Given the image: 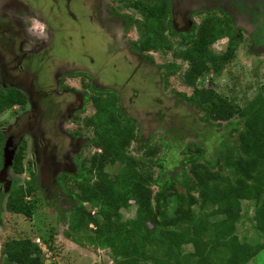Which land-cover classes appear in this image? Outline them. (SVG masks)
<instances>
[{
	"label": "trees",
	"instance_id": "16d2710c",
	"mask_svg": "<svg viewBox=\"0 0 264 264\" xmlns=\"http://www.w3.org/2000/svg\"><path fill=\"white\" fill-rule=\"evenodd\" d=\"M127 6L136 9L141 19L116 14L130 24L136 21L139 30L144 32V37L131 42V47L137 48L140 54L172 49L168 36L180 34L181 46L174 54L188 63L184 82L194 88L190 96H182L204 111L203 119L213 127L221 126L223 122L234 123V118L238 117V124H242L238 149L223 163V170L229 175L223 170H211L215 168V162H212L214 167L202 162L204 172H201L198 159L204 156L203 151L186 149L188 154L192 153L187 157L191 167L188 173L183 171L176 177L185 188V191H178L162 159L154 162L158 150L150 142L143 144L146 149L140 148L143 151L141 157L129 152L132 143L140 140V129L138 121L125 113L120 95L112 89H101L84 82L83 86L91 88L93 93L83 91V96L95 107L86 122L94 127L91 142L101 152L89 158L91 165L88 167L83 161L79 175L73 177L80 184V190L68 189L71 221L67 235L78 244L109 249L115 264H210L212 255H218L223 264H247L264 250V90L239 105L220 95L208 83L203 87L196 86L209 72L199 63L210 62L211 70L220 71L221 66L233 58L242 35L237 33L232 14L226 11L220 16L206 15L200 24L179 33L173 23L171 0H131ZM224 37L228 40L226 51L215 54L212 46ZM176 68L177 64H170L167 76ZM79 74L71 76L78 77ZM82 75L89 77V74ZM70 87L69 84L65 86L66 89ZM71 90L78 91L72 87ZM25 98L20 91H0L1 154L5 142L1 114L16 103L24 105ZM26 147L24 142L13 159V169L18 174L27 170L24 163ZM198 148L202 150L203 146ZM152 163L161 166L157 176L152 171ZM108 164L120 166L114 177L104 171ZM89 175L97 180L90 183ZM35 178L36 174L32 172L26 180L27 185L15 184L6 199L8 211L29 218L33 216L36 200L29 201L28 198L34 194ZM153 184L158 186L155 204L152 192H148L149 185ZM0 197L5 198L3 193ZM172 197H175L176 208L171 213L168 207ZM244 200L255 204L253 222L263 238L255 246L242 241L237 234ZM131 202L136 204V214L125 219L122 208L129 207ZM85 203L97 208V213L87 209ZM38 238L47 250L41 247L37 238L7 239L2 250L4 259L11 264H48L60 260L54 240L49 236ZM186 243L193 248L185 250Z\"/></svg>",
	"mask_w": 264,
	"mask_h": 264
},
{
	"label": "rangeland",
	"instance_id": "374dc122",
	"mask_svg": "<svg viewBox=\"0 0 264 264\" xmlns=\"http://www.w3.org/2000/svg\"><path fill=\"white\" fill-rule=\"evenodd\" d=\"M129 1L131 0L98 1L99 7L92 8L94 13L90 15L88 10L93 2L75 0L72 7L78 15L76 20L66 14L62 18H55V28L62 30L54 33L56 40L55 42L51 40L50 44L53 45L52 53L57 57L56 53L59 52L61 54L58 53V55L63 58L60 61L62 65L55 67L56 57H52L53 63H50L49 68L54 72L52 76L54 84L57 82L56 79L58 77L60 79L65 73H70L71 76L81 71L78 77L67 76L65 79L69 86L77 88L80 93L83 91L88 94L93 93L91 88L86 89L83 86L84 82L86 84L90 82L101 89L116 91L121 97L125 113L138 121L140 129V140L132 143L129 152L141 157L142 150L146 149L143 144L150 142L152 147L158 150L153 159L154 162L162 159L175 180L174 187L178 191H185L182 181L176 180V177L181 176L183 171L188 173L190 170L191 164L187 157L192 153L188 154L186 149L203 151L204 156L198 159L201 172H204L202 162L209 163L213 167L212 162H215V168L211 170L220 172L224 169L223 163L226 157L234 156V151L238 149V136L242 124H238L240 119L235 117L234 123L223 122L221 126L213 127L203 119L204 111L189 103L182 96H190L194 88L184 82V73L188 68V63L174 54L181 46L180 34L168 36L173 45L172 49L163 48L140 54L137 48L131 47V42H137L144 37V32L139 30V24L136 21L130 24L124 17L116 14V12L123 13L126 14L125 16L131 15L137 20L141 19L136 9L127 6ZM173 2L176 19L173 23L179 33L192 29L191 24L197 26L206 15L215 13L220 16L222 11L228 12L226 6L205 0H173ZM4 7L5 5L2 7L5 11ZM255 10L257 27L253 29L254 33H250L249 22L233 15L234 23L238 26L236 27L237 33H241L242 39L233 58L221 66L220 71L211 70L210 62L199 63L209 72L199 79L196 86L203 87L208 83L220 95L239 105H244L264 90V2L257 4ZM33 26L37 29L35 31L40 32L44 24L35 22ZM56 42L58 45L55 44ZM227 44L228 40L224 37L219 39L212 49L215 54L220 55L226 51ZM29 45H31L30 42ZM170 64H177V68L167 76L166 72ZM82 73L89 74V77L83 76ZM59 85L58 81L56 102L59 105L68 106V103L76 99L73 96L75 93L63 92ZM52 89L54 90L55 87L52 86ZM75 104L76 106L70 109V112L66 107L67 112L63 117L60 115V122L62 121L64 129L57 128L54 133L48 134L59 144L67 140L64 132L77 133L83 140L88 138L87 143L80 141L76 151L59 152L62 154L61 158L66 157L73 165L65 166V168L62 165L61 167L66 170L52 171L53 179L49 186L44 187L40 180V173L35 171L32 165L34 160L32 148L26 147L24 159L26 172L18 174L13 166H9L6 176L11 183L7 184L6 180L0 181V194L3 193L5 196V198L0 197V264H11L4 259L2 252L7 239L42 238L43 236H49V239L54 240V246L61 256L58 258L63 264H115L109 249L81 245L67 235L71 221V214L68 212L70 209L69 190H80V184L76 183L73 177L79 175L83 161L88 167L91 165L89 158L101 152L100 149L90 144L95 135L94 127L86 122L95 111L93 103L86 99L82 101L77 95ZM69 113L71 118L74 116V120L65 116ZM10 121L12 119L8 118V112L1 114L3 127L9 126ZM28 140L30 141L29 137ZM198 146H203V149L200 150ZM73 156H75V166L72 163ZM0 158V170H2L4 162L1 153ZM119 167L118 164H108L104 167V171L108 172L110 177H114ZM151 167L154 176L160 174V165L155 163ZM223 171L229 175L227 170ZM32 172L36 174L33 180L35 191L28 199L29 201L36 200V204L33 216L29 218L23 214L8 211L6 199L15 184L27 185L26 180L30 178ZM88 177L91 180L90 183L97 180L93 175ZM157 190L158 186L155 184L149 185V191L147 190L152 192L151 197L154 204ZM85 206L96 213L98 211L90 203H85ZM168 208L171 213L175 210V197L169 199ZM254 208L253 201H242V218L237 225L238 237L252 246L263 241L253 222ZM121 212L123 218H133L136 214V204L131 202V205L122 208ZM192 248L190 243L184 246L185 250ZM210 259L212 261L210 264H223L218 255H212ZM247 264H264V250Z\"/></svg>",
	"mask_w": 264,
	"mask_h": 264
},
{
	"label": "flooded vegetation",
	"instance_id": "af4514ba",
	"mask_svg": "<svg viewBox=\"0 0 264 264\" xmlns=\"http://www.w3.org/2000/svg\"><path fill=\"white\" fill-rule=\"evenodd\" d=\"M98 1L101 0H88V2H93L88 10L90 15H93L94 12L91 9L98 6ZM205 1L222 4L227 7L228 13L232 16H237L249 22L250 33H254L253 29L257 27L255 20L256 5L264 2V0ZM74 2L75 0H0V91H20L26 97L24 105L16 103L8 111V118L12 119L8 123L9 126H2L5 134L3 162L5 151H9L11 147L10 150H13L15 156L20 146L26 142L27 147L32 148L34 159L32 165L35 167L34 170L40 173V180L44 187L50 185L53 179L52 171L66 170L63 169L65 166L70 167L73 165L66 157L61 158L62 154L60 153H65L66 150L76 151L80 141H83V143L88 141V138L83 140L77 133L64 132L67 140L63 144H59L53 137L48 135L54 133L57 128L64 129L62 121L60 122L61 117L67 112L66 107L70 112V109L76 106L77 95L82 101L85 99L83 93L65 88L68 84L65 79L67 76L72 77L69 75L70 73H65L60 79L57 76V82L54 84L52 78L54 72L53 69L49 68L52 57H56L52 53L53 45L50 44V41L55 42L54 33L62 30L55 28V18H62L66 14L76 20L78 15L72 7ZM171 2L174 6L173 0ZM3 5H5V11L2 8ZM242 8H246V10ZM8 11L13 14L9 12L8 16ZM173 20L175 22V16ZM35 22L44 24L40 32L35 31L37 30L33 26ZM60 27H62V23H60ZM191 27H193L192 24ZM29 42L31 45H29ZM55 44L58 45L57 42ZM58 53H56L55 67L62 65L60 61L63 57ZM58 81L60 83L59 88L63 92L75 93L73 96L76 99L68 103V106L59 105L56 102L55 95L57 97L56 89L58 88L56 86H58ZM52 86L55 87L54 90ZM70 115L69 113L65 116L71 118ZM73 117L72 120L75 119ZM7 145L10 146L6 149ZM72 158V163L75 166V156Z\"/></svg>",
	"mask_w": 264,
	"mask_h": 264
},
{
	"label": "water",
	"instance_id": "95a60500",
	"mask_svg": "<svg viewBox=\"0 0 264 264\" xmlns=\"http://www.w3.org/2000/svg\"><path fill=\"white\" fill-rule=\"evenodd\" d=\"M9 146L10 145H7L6 149L9 148ZM13 153H14L13 150H10V149L7 152L5 151V160H4L3 168L0 172V180L3 182L6 180L7 184L11 183V180L7 179L6 170L9 166L13 164V156H14Z\"/></svg>",
	"mask_w": 264,
	"mask_h": 264
},
{
	"label": "built area",
	"instance_id": "2783aa9c",
	"mask_svg": "<svg viewBox=\"0 0 264 264\" xmlns=\"http://www.w3.org/2000/svg\"><path fill=\"white\" fill-rule=\"evenodd\" d=\"M37 242H39V244L41 245V247L44 249V250H47L45 244L39 239L37 238ZM48 264H63L60 260L58 259H55L53 262H49Z\"/></svg>",
	"mask_w": 264,
	"mask_h": 264
}]
</instances>
